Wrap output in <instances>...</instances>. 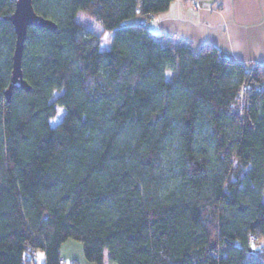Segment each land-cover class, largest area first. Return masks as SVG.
Returning a JSON list of instances; mask_svg holds the SVG:
<instances>
[{
    "label": "trees",
    "instance_id": "trees-1",
    "mask_svg": "<svg viewBox=\"0 0 264 264\" xmlns=\"http://www.w3.org/2000/svg\"><path fill=\"white\" fill-rule=\"evenodd\" d=\"M172 2L32 0L56 28H28L29 91L7 102L16 0H0V264H61L69 240L93 264H264V66L155 35Z\"/></svg>",
    "mask_w": 264,
    "mask_h": 264
},
{
    "label": "crops",
    "instance_id": "crops-1",
    "mask_svg": "<svg viewBox=\"0 0 264 264\" xmlns=\"http://www.w3.org/2000/svg\"><path fill=\"white\" fill-rule=\"evenodd\" d=\"M194 9L188 0H173L169 9L150 18L148 28L163 40L189 43L195 52L216 47L222 57L248 69L264 66V0H199ZM142 19H137L141 22ZM61 264H93L84 247L73 240L60 250ZM45 264L44 252L33 255ZM104 264H110L105 257Z\"/></svg>",
    "mask_w": 264,
    "mask_h": 264
},
{
    "label": "water",
    "instance_id": "water-1",
    "mask_svg": "<svg viewBox=\"0 0 264 264\" xmlns=\"http://www.w3.org/2000/svg\"><path fill=\"white\" fill-rule=\"evenodd\" d=\"M10 20L13 23L16 34V46L13 56L12 81L5 93L7 102L11 101L12 91L19 85L29 91V87L22 76V57L24 44L27 38L29 27H42L54 30L56 27L43 18H40L34 10L32 0H16L15 11Z\"/></svg>",
    "mask_w": 264,
    "mask_h": 264
},
{
    "label": "rangeland",
    "instance_id": "rangeland-1",
    "mask_svg": "<svg viewBox=\"0 0 264 264\" xmlns=\"http://www.w3.org/2000/svg\"><path fill=\"white\" fill-rule=\"evenodd\" d=\"M77 19L82 25H84L85 27L90 29L94 34L100 37L101 39L100 48L102 51H106L110 49L112 42L111 32L104 30V28L98 22L94 21L85 14H79ZM135 22H137V19L130 21V23H135ZM64 116H65L64 109L58 108L56 117L50 121L51 126L56 127L63 120Z\"/></svg>",
    "mask_w": 264,
    "mask_h": 264
},
{
    "label": "built area",
    "instance_id": "built-area-1",
    "mask_svg": "<svg viewBox=\"0 0 264 264\" xmlns=\"http://www.w3.org/2000/svg\"><path fill=\"white\" fill-rule=\"evenodd\" d=\"M191 5L193 6L194 9H199L200 8V2L199 0H188ZM259 251L264 254V243L258 247Z\"/></svg>",
    "mask_w": 264,
    "mask_h": 264
}]
</instances>
